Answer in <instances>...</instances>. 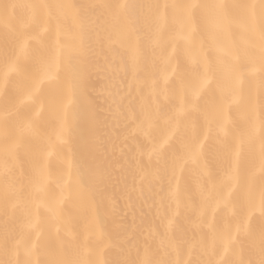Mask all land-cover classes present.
<instances>
[{"label": "snow or ice", "instance_id": "snow-or-ice-1", "mask_svg": "<svg viewBox=\"0 0 264 264\" xmlns=\"http://www.w3.org/2000/svg\"><path fill=\"white\" fill-rule=\"evenodd\" d=\"M0 264H264V0H0Z\"/></svg>", "mask_w": 264, "mask_h": 264}]
</instances>
